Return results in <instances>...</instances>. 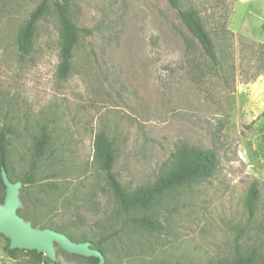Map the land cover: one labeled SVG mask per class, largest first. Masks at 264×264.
Instances as JSON below:
<instances>
[{"label":"rangeland","instance_id":"1","mask_svg":"<svg viewBox=\"0 0 264 264\" xmlns=\"http://www.w3.org/2000/svg\"><path fill=\"white\" fill-rule=\"evenodd\" d=\"M43 1L0 0V130L14 131L7 171L21 184L18 213L28 206L45 225L23 217L36 229L100 241L105 264H229L253 250L264 257V0H178L199 11L216 60L171 0H68L80 38L67 78L59 76L58 0H48L32 51L18 49L19 31ZM102 131L116 148L114 173L130 191L155 182L183 145L216 150L218 169L166 193L154 206L156 231L107 239L102 222L114 199L93 164ZM1 180L2 172L4 197ZM255 181L261 197L251 215ZM50 183L61 197L42 204ZM10 243L0 232V264H96L57 244L53 261Z\"/></svg>","mask_w":264,"mask_h":264},{"label":"trees","instance_id":"2","mask_svg":"<svg viewBox=\"0 0 264 264\" xmlns=\"http://www.w3.org/2000/svg\"><path fill=\"white\" fill-rule=\"evenodd\" d=\"M171 3L186 28L199 41L205 55L212 60H216L217 52L215 42L206 28L199 11L194 8H182L178 0H171ZM56 8L63 23L61 30L62 47L59 76L67 78L72 70L73 54L79 42L80 28L70 14L68 0L56 1ZM47 9L48 0H44L31 13L30 18L19 31L17 44L19 52L22 55H28L32 51L38 22L45 16ZM13 134L14 131L8 127L0 130V175L3 166L8 169L9 150L7 141ZM47 143V136L44 135L38 147L40 156L44 155ZM115 161V145L107 133L102 131L96 137L93 164L97 170L105 174L114 199V209L102 222V225H106L107 229L110 230L107 239L116 237L128 229H134L136 231H156L159 224L155 218L154 206L162 197L175 188L190 184L197 180L210 178L218 169V154L216 150L183 145L172 153L169 162L163 165L160 175L155 182L130 191L114 173ZM27 178L30 183L35 182L34 174H28ZM1 182L3 183L2 180ZM61 191L62 190L59 189L57 184L50 183L44 189L46 198L41 199L40 202L46 205L58 202L61 197ZM260 197V185L255 181L250 186L248 196V208L251 215L255 213ZM4 199L5 196L0 197L1 202H3ZM82 200L87 201L88 199L83 197ZM26 209L20 210L19 214L31 220L34 226L45 227V225L39 224L35 215L28 213ZM63 232L73 240L79 242L90 241V237L87 235H75L68 231ZM97 244H100V241L92 243L94 248L100 249L96 246ZM100 250L103 251L105 255V249ZM33 251L40 257L44 255L36 250ZM90 260L94 261L96 264L100 262L96 257H91ZM229 264H264V257H261L257 251L253 250L247 254H239Z\"/></svg>","mask_w":264,"mask_h":264},{"label":"water","instance_id":"3","mask_svg":"<svg viewBox=\"0 0 264 264\" xmlns=\"http://www.w3.org/2000/svg\"><path fill=\"white\" fill-rule=\"evenodd\" d=\"M2 179L7 187V194L3 204H0V232L11 239V249L36 250L45 253L50 259H57L55 244L64 251L83 256L96 257L99 264H105V255L100 249L94 248L92 243L76 242L66 234L52 229H36L19 213L17 199L20 183H13L5 166L2 167Z\"/></svg>","mask_w":264,"mask_h":264}]
</instances>
